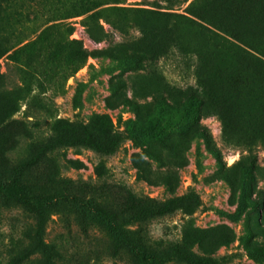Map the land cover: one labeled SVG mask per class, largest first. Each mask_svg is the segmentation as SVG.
<instances>
[{"label": "rangeland", "instance_id": "374dc122", "mask_svg": "<svg viewBox=\"0 0 264 264\" xmlns=\"http://www.w3.org/2000/svg\"><path fill=\"white\" fill-rule=\"evenodd\" d=\"M81 1L0 0L2 47H22L18 63L0 58V106L14 111L7 121L17 135L16 148L4 156L2 151L9 145L4 146L0 136V162L16 164L26 158L32 146L54 135L57 121L78 126L104 117L123 138L114 154L61 147L27 179L36 182L34 177L41 174L104 181L157 202L193 192L199 206L192 214L178 210L129 229L142 230L153 247L186 240L192 252L222 259L220 264H264L259 250L253 249L264 246V140H256L249 149L238 143L243 142L239 138L244 132L253 134L264 128V66L232 54L237 62L234 68L250 67L240 74L247 80L252 76L262 92L242 96L238 80L232 90V101L237 104L223 131L213 109L191 107L182 94L188 86H196L193 61L184 63L177 51H167L164 30L174 21L172 14H184L191 0L183 5L181 0H97L103 5L88 29L86 15L60 19L62 12ZM111 20H117L125 32L114 29ZM53 24L57 28L49 31L50 40L34 43L39 31ZM67 42L81 53L73 64L51 55L54 47ZM145 51L150 52L148 59ZM197 125L206 131L208 143L193 133ZM160 140L167 141L164 146L170 149L163 150ZM148 146H153L150 157L145 153ZM135 155L148 163L153 177L165 170L153 155L164 157V163L177 162L176 187L172 190L142 180L132 163ZM65 210L49 214L45 238L63 247L66 264L133 263L124 252L111 255L109 245L114 240L105 231L89 228L83 234ZM33 224V214L0 197V264H6L22 246ZM223 227L230 241L218 246L212 239ZM205 232L203 245L215 248L211 252L196 243Z\"/></svg>", "mask_w": 264, "mask_h": 264}, {"label": "trees", "instance_id": "16d2710c", "mask_svg": "<svg viewBox=\"0 0 264 264\" xmlns=\"http://www.w3.org/2000/svg\"><path fill=\"white\" fill-rule=\"evenodd\" d=\"M187 2L188 0H181L180 5ZM102 5L97 0L81 1L62 12L60 19L86 15L85 26L88 29L95 24ZM172 15L174 21L164 30L167 51H177L184 63L193 61L192 76L196 86H188L182 94L186 96L191 107L213 109L215 115L221 119L224 131L227 117L237 104L232 101V90L235 89L237 81L240 82L242 96L256 90V93L262 92L260 83L252 76L247 80L240 74L241 69L249 72L250 67L245 65L234 68L237 62L232 54L253 58L264 66V0H191L184 9V14ZM109 23L114 29L125 32L117 20ZM62 27L69 29L67 25ZM55 28V24L44 27L34 43L49 41V31ZM146 34L153 37L150 31H146ZM2 42L1 39L0 58L5 56L18 63V51L22 47L15 49V45H8L3 48ZM70 44L71 42H67L54 47L52 57L62 58L72 64L79 61L81 53L70 47ZM9 52L11 53L8 54ZM149 53L145 51V59L150 57ZM82 61L75 67H80ZM162 103L165 104L163 100ZM13 112L0 106V136L4 137L2 144L9 145L8 149H3V156L14 151L17 145V135L11 131L12 122L7 121ZM192 131L208 143L209 138L203 128L197 125ZM253 134L258 137L254 138ZM253 134L244 132L243 137L239 138L243 142L238 143L249 149L256 140H264V128ZM122 140V135L114 131L104 117H99L88 125L78 126L57 121L54 124V135L44 143L32 146L26 158L18 160L16 164L0 162V197L34 215V224L25 235V242L9 256L6 264H66L62 254L63 247L57 242H47L45 238L49 214L64 213L63 209H66L67 217H73L83 234L86 235L89 228L105 231L114 240L109 245L111 255L124 252L130 257L132 264L221 263L222 259L195 254L186 240L183 243L153 247L144 239L142 230L129 229L132 225H140L146 220L164 217L178 210L192 214L199 206V199L193 192L157 202L136 196L126 188L104 181L89 183L41 174L34 177L36 182L27 179V176H34L41 162L58 148H86L103 155H112ZM166 143L167 141L160 140L162 149L167 151L170 146H164ZM151 147L153 146H148L145 151L147 156ZM153 158L165 167L164 172L153 177L148 163L135 155L132 163L139 177L148 184L165 185L173 190L177 185V162L169 160L170 162L164 163L165 158L161 156L153 155ZM39 178L41 183L37 182ZM64 226L67 229L70 227L68 222ZM207 236V232L201 234L196 243L204 251L211 252L215 248L212 250L203 245ZM229 241V232L225 227L217 231L212 239V243L218 246ZM253 249H258L260 256L264 257V246H254Z\"/></svg>", "mask_w": 264, "mask_h": 264}]
</instances>
